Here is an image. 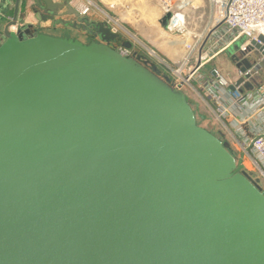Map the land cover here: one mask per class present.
I'll return each mask as SVG.
<instances>
[{
    "label": "water",
    "instance_id": "water-1",
    "mask_svg": "<svg viewBox=\"0 0 264 264\" xmlns=\"http://www.w3.org/2000/svg\"><path fill=\"white\" fill-rule=\"evenodd\" d=\"M27 1L1 32L0 264H264V191L181 85L69 0L30 8L95 39L23 37Z\"/></svg>",
    "mask_w": 264,
    "mask_h": 264
},
{
    "label": "built area",
    "instance_id": "built-area-1",
    "mask_svg": "<svg viewBox=\"0 0 264 264\" xmlns=\"http://www.w3.org/2000/svg\"><path fill=\"white\" fill-rule=\"evenodd\" d=\"M151 1L159 7L162 16L170 13L164 26L165 32L182 35L186 8L203 0ZM208 2L215 10L212 16L214 22L212 28L221 24L211 32L200 53L195 54L203 41L198 45L196 41L189 49L188 46L185 47V52L177 55L180 56V60L175 65H170L157 50L146 46L137 38H134V41L141 45L143 54H137L131 46L124 47L123 43L114 42L113 47L126 57L140 55V61L147 67L155 64L160 69L161 75L169 77L174 87L181 85L182 88L203 64L224 52L234 41L245 37V41L238 47L239 51L245 53L238 61H247L249 67L241 71L242 65L237 67L234 64L235 68L230 77L223 76L218 68H213L210 72L211 78L205 86L207 96L214 99L217 104L222 99L229 101L233 111H228L222 102L218 104L217 116L223 119L232 112L236 123L234 131L239 138V157L242 158V162L246 158L264 179V42L259 39L260 35L264 37V0H208ZM89 11L90 5L87 4L82 6L78 13L80 16H86ZM123 11L125 16L141 19L140 12L129 4L123 5ZM102 13L112 33L119 35L123 31L127 32L118 18L106 12ZM179 20H182V25L179 24ZM212 28L207 30L206 35ZM249 46L251 49L248 50ZM176 71H179L180 75L174 77ZM232 86L233 90H230ZM233 154L235 155L234 152ZM245 170L249 173L247 169Z\"/></svg>",
    "mask_w": 264,
    "mask_h": 264
},
{
    "label": "crops",
    "instance_id": "crops-1",
    "mask_svg": "<svg viewBox=\"0 0 264 264\" xmlns=\"http://www.w3.org/2000/svg\"><path fill=\"white\" fill-rule=\"evenodd\" d=\"M71 6L78 12L79 9L82 6L85 5H90V11L86 16H80V17H88L90 20H95V21H105L104 15L102 12H106L111 16L114 17H121L120 13L125 16V13L123 11V5L129 4L132 5L137 11L140 12L138 8L135 7L136 1L134 0H69ZM116 3L115 7H112L113 3ZM133 3V4H131ZM33 4L32 1H27L24 3L22 7V18L23 22H36V19L34 17V13L31 10L30 6ZM141 13V12H140ZM150 16H153L154 13L148 12ZM148 16V21H144L141 24H139L136 27V30L133 32L129 28L131 33L133 34H128L127 32L123 31L122 33L119 34V38L115 41L116 43H129L134 50L137 51V54H143L144 50L139 45L134 41V38L139 39L142 41L146 46L153 48L157 50L163 57L166 58L168 63L170 65H175L180 60V56H177L178 54H181L183 52V48L181 46V43H178L176 40H169L167 38H164L162 41H158L160 36L163 35L164 33V26H162V29H159L155 23H152L151 17ZM162 18V17H161ZM160 18V21H161ZM64 20H74V16H64L62 17ZM141 20V19H140ZM50 21H47L46 24H49ZM161 24V23H160ZM134 30V29H133ZM186 32L183 33L185 35H191L189 30L186 27ZM0 38H2V35L0 33ZM1 42V41H0ZM111 46H114V42L111 43ZM163 47V48H162ZM163 51H161L162 49ZM165 50V51H164ZM167 52V53H166ZM199 51H197L195 54H198ZM223 53V52H222ZM220 53V54H222ZM194 54V55H195ZM219 54V55H220ZM217 55V56H219ZM174 58V59H173ZM215 58V57H214ZM210 59L208 62L203 64L198 71L191 76V79L189 82L184 83L182 86V90L185 93L186 99L193 100L194 101V111L195 113L199 114L201 118H204L206 115H211L214 117L216 121L217 128L219 130V133L224 136L227 140L230 141L231 146L230 149L235 153H239V138L237 137L234 127H235V122H234V116L232 115V112L227 115V117L220 119L217 116V109L220 105V103L224 104L228 111H233V109L230 107L229 101L225 100L221 102H218V104L214 101V99H211L207 96L206 93V86L205 83L209 81L211 78V70L213 68H219L217 65H211L210 68L205 69L207 65L214 59ZM234 65V64H233ZM235 68V66H234ZM162 70V69H161ZM220 70V68H219ZM163 71V70H162ZM233 71H222L221 73L225 77H230L233 74ZM163 74V72H162ZM221 139V138H220ZM223 140V139H221Z\"/></svg>",
    "mask_w": 264,
    "mask_h": 264
},
{
    "label": "rangeland",
    "instance_id": "rangeland-1",
    "mask_svg": "<svg viewBox=\"0 0 264 264\" xmlns=\"http://www.w3.org/2000/svg\"><path fill=\"white\" fill-rule=\"evenodd\" d=\"M134 1V0H133ZM136 4L135 7L140 10V18L139 19H133L128 16H124L120 13L121 17H116L119 19V23L122 25L123 28L127 29L129 28L131 31H135L136 27L141 24L144 21L148 19V12L154 13L153 16H150L152 19V23H155L159 29H162L160 24V18L162 17L161 11L159 7L151 0H135ZM133 4V3H131ZM116 3L114 2L112 4V7H115ZM132 6V5H131ZM12 8H13V0H1L0 2V33L2 32V28L4 25V22L9 19L12 15ZM215 13L214 7L208 2V0L199 1L192 6L186 8L185 10V25L191 35H185V34H175V33H167L164 30V33L162 36L157 39L158 41H162L164 38H167L169 40H177L178 43H181L183 47V51H186V48L189 49L190 46L194 44V42L197 41V45L203 41L206 32L209 28H212L213 22V14ZM148 21V20H147ZM127 27V28H126ZM164 28V27H163ZM127 29V32L130 34L131 31ZM134 29V30H133ZM47 32L51 34L56 35H66V36H72L77 37V34L73 31V29L70 30H62V29H50ZM133 35V34H132ZM202 35V36H201ZM200 36V37H199ZM2 38H0V41L2 42ZM164 41V40H163ZM245 41V37L240 38L236 41H234L229 47L219 56H216L210 63L205 67V69L210 68L211 65H217L220 68V71L223 72L228 70L232 71L234 70V65L230 59L231 54L235 50V48L239 47L241 43ZM163 48V47H162ZM161 48V49H162ZM163 51V49L161 50ZM165 51V50H164ZM167 53V52H166ZM174 59V58H173ZM218 68V69H219ZM176 68H174L175 70ZM174 77H177L178 75L174 73ZM191 105L192 109H194V101L191 99L188 101ZM196 116V122L199 126L207 129L211 133H213L218 138L223 139V141H226L231 146V143L229 140H227L224 136H222L219 133V130L216 125V121L213 116L206 115L204 118H201V116L197 113H195ZM233 150V149H232ZM236 158L239 157V153L235 152ZM244 169H247L250 173V175L259 183V185L264 190V179L258 174L257 170L252 167L249 163V161L245 158L244 162H242Z\"/></svg>",
    "mask_w": 264,
    "mask_h": 264
},
{
    "label": "flooded vegetation",
    "instance_id": "flooded-vegetation-1",
    "mask_svg": "<svg viewBox=\"0 0 264 264\" xmlns=\"http://www.w3.org/2000/svg\"><path fill=\"white\" fill-rule=\"evenodd\" d=\"M24 5V4H23ZM23 7V6H22ZM22 7L19 12V18H18V25H17V30H20L22 33L23 37H27L29 35H35L36 33H46L49 35H54V36H59V37H67V38H73V39H78L83 43H88L91 40L95 39L96 37L90 35L87 31H85L82 27H78L76 29H73L71 27H63L62 25L55 24L54 22L50 20L42 21V17H47V13L43 12L40 8L35 7L34 10V17L36 19V22H23L22 18ZM32 10V9H31ZM64 16H69V15H63L60 16V18ZM7 19L4 24L8 21ZM47 21H50L49 24H46ZM70 21V20H69ZM50 29H62V30H70L73 29V31L77 34V37H72V36H66V35H56V34H51L47 32ZM229 150H231L229 148ZM232 151V150H231ZM236 157V156H235Z\"/></svg>",
    "mask_w": 264,
    "mask_h": 264
},
{
    "label": "bare ground",
    "instance_id": "bare-ground-1",
    "mask_svg": "<svg viewBox=\"0 0 264 264\" xmlns=\"http://www.w3.org/2000/svg\"><path fill=\"white\" fill-rule=\"evenodd\" d=\"M179 24L182 25V20H179ZM185 27V28H184ZM187 30H186V26L183 25V33H185ZM176 74L180 75V72L179 71H176Z\"/></svg>",
    "mask_w": 264,
    "mask_h": 264
},
{
    "label": "trees",
    "instance_id": "trees-1",
    "mask_svg": "<svg viewBox=\"0 0 264 264\" xmlns=\"http://www.w3.org/2000/svg\"><path fill=\"white\" fill-rule=\"evenodd\" d=\"M188 101V100H187ZM195 112V111H194ZM231 151V150H230ZM232 152V151H231ZM233 153V152H232ZM234 155V154H233Z\"/></svg>",
    "mask_w": 264,
    "mask_h": 264
}]
</instances>
